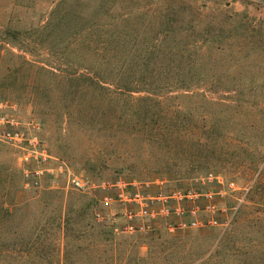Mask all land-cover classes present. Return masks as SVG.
Returning a JSON list of instances; mask_svg holds the SVG:
<instances>
[{"label": "rangeland", "instance_id": "374dc122", "mask_svg": "<svg viewBox=\"0 0 264 264\" xmlns=\"http://www.w3.org/2000/svg\"><path fill=\"white\" fill-rule=\"evenodd\" d=\"M176 60L193 65L154 68ZM78 65L106 90L67 78ZM0 118V264H264V0H0ZM211 174L237 187L217 228L129 236L94 218L105 181L221 190Z\"/></svg>", "mask_w": 264, "mask_h": 264}, {"label": "built area", "instance_id": "2783aa9c", "mask_svg": "<svg viewBox=\"0 0 264 264\" xmlns=\"http://www.w3.org/2000/svg\"><path fill=\"white\" fill-rule=\"evenodd\" d=\"M3 138L15 144L22 140L19 134L13 136L10 133ZM29 142L33 148L24 154L26 162L37 159L34 154H39L38 138L34 136ZM35 174L40 176L43 171H36ZM25 176H29V171H25ZM208 180L216 182L222 187L221 190L172 189L155 192L153 184L149 182L127 181L122 178L105 181L101 185L104 195L94 211V218L99 223L113 221L116 233L129 236L148 234L159 228L171 233L176 230L217 228L221 226L217 199L235 192L237 187L234 182L225 184L221 177L213 174ZM70 182L74 190L79 192L90 188L89 182L78 176H73ZM114 209L121 210L114 212Z\"/></svg>", "mask_w": 264, "mask_h": 264}, {"label": "trees", "instance_id": "16d2710c", "mask_svg": "<svg viewBox=\"0 0 264 264\" xmlns=\"http://www.w3.org/2000/svg\"><path fill=\"white\" fill-rule=\"evenodd\" d=\"M63 17H65L69 22L73 21V20H76L77 19V14H75V17L73 20H69L67 18V9L64 10V14H63ZM104 32V31H103ZM165 36L167 37L168 34L166 33ZM197 43L195 42L194 45H187V47L185 48V50L183 51L184 53L185 52H190V50H193V49H197V48H202V47H197ZM98 50L99 49H103L104 47L101 46V47H96ZM95 48V49H96ZM104 50H110V49H107L105 48ZM118 51H121V48L118 47ZM153 51V49H152ZM125 67H121V69H124L126 70L127 72H124V73H128V75H131L132 73H134L138 68L142 69L144 72H148L150 66L152 65V63H150L149 61H146V62H135V63H129V64H124ZM193 65V63H192ZM191 63H186V62H183L182 60L179 62L178 60L176 61H171V63H168V64H160V63H156L154 65V68L156 70H159V69H162L164 71H173V70H180V71H186V68L187 67H191L192 66ZM79 68L76 70H73V71H67L65 74L67 78H73L74 81H81V80H85V81H89L91 82L93 85H97V87H99V89H102V90H106L105 87H102L101 86V82L99 81L101 78H99V75L97 74V70L98 69H93L95 67H89L86 65V67H83L80 69V65H78ZM159 68V69H158ZM83 70L84 72L83 73H79L80 70ZM79 71V72H78ZM76 75V76H75ZM129 77H127L128 79ZM148 78V79H147ZM178 80H179V84L182 88H190L193 85V79L188 78L186 75H183V76H177ZM153 81V76H140L138 80H136L135 78H132L131 80V84H132V87L130 85H127L128 83V80H126L124 83H122L120 86H123L122 88L125 89L126 91L128 92H134L136 90H138L140 87H134L135 85H139V84H143L144 86L145 85H152L153 86V83H151L150 81ZM83 84H81L82 86ZM88 86H91V85H88ZM87 84H84L82 86L81 89H87L88 88ZM152 86H148L147 88H153ZM94 88V87H93ZM92 88V89H93ZM95 89V88H94ZM67 91V90H66ZM207 146H210L208 143L205 144V147ZM80 216L83 215V213L81 212L79 214ZM221 249H223V243L222 241H218L217 242V245H212L209 247L208 251H213L214 250V253H218ZM213 254V252H212Z\"/></svg>", "mask_w": 264, "mask_h": 264}]
</instances>
